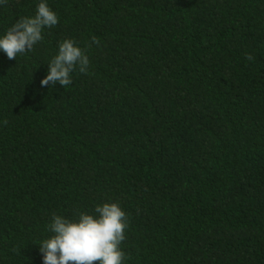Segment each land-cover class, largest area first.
<instances>
[{"label": "trees", "instance_id": "1", "mask_svg": "<svg viewBox=\"0 0 264 264\" xmlns=\"http://www.w3.org/2000/svg\"><path fill=\"white\" fill-rule=\"evenodd\" d=\"M40 2L0 5V37ZM46 3L43 40L0 51V264L107 202L124 264H264V0ZM65 39L90 66L42 87Z\"/></svg>", "mask_w": 264, "mask_h": 264}, {"label": "clouds", "instance_id": "2", "mask_svg": "<svg viewBox=\"0 0 264 264\" xmlns=\"http://www.w3.org/2000/svg\"><path fill=\"white\" fill-rule=\"evenodd\" d=\"M6 3L7 0H0V5ZM57 24L56 13L46 0H41L34 16L21 17L0 37V51L9 60H16L43 40L45 27ZM91 42L100 43L95 37ZM245 58L251 61L254 57L246 53ZM89 66L85 50L76 46L75 40L65 39L58 45V54L50 60L41 86L54 87L58 82L65 88L72 83L74 71L78 69L84 74ZM47 228L52 235L39 244L43 264H124L126 254L121 245L127 238L129 219L118 202L97 205L93 214L78 212L72 220L54 213Z\"/></svg>", "mask_w": 264, "mask_h": 264}]
</instances>
